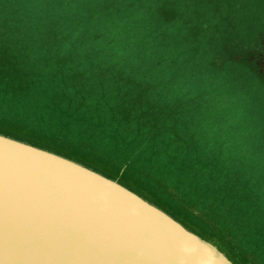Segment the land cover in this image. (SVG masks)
Returning a JSON list of instances; mask_svg holds the SVG:
<instances>
[{
    "label": "trees",
    "instance_id": "obj_1",
    "mask_svg": "<svg viewBox=\"0 0 264 264\" xmlns=\"http://www.w3.org/2000/svg\"><path fill=\"white\" fill-rule=\"evenodd\" d=\"M132 6L123 0H0V133L127 187L119 180L126 174L157 179L198 232L172 216L235 264H244L250 252L264 256V186L255 189L221 169L220 149L199 134L201 127L190 124L188 135L174 119L175 106L190 99L179 90L182 81L173 82L176 62L167 43L156 40L153 24L141 30L127 22L137 16ZM91 159L117 175L88 165Z\"/></svg>",
    "mask_w": 264,
    "mask_h": 264
},
{
    "label": "water",
    "instance_id": "obj_2",
    "mask_svg": "<svg viewBox=\"0 0 264 264\" xmlns=\"http://www.w3.org/2000/svg\"><path fill=\"white\" fill-rule=\"evenodd\" d=\"M0 264H235L142 195L0 133Z\"/></svg>",
    "mask_w": 264,
    "mask_h": 264
},
{
    "label": "rangeland",
    "instance_id": "obj_3",
    "mask_svg": "<svg viewBox=\"0 0 264 264\" xmlns=\"http://www.w3.org/2000/svg\"><path fill=\"white\" fill-rule=\"evenodd\" d=\"M127 1H133L130 10L137 11L127 22L134 20L141 30L153 24L156 40L167 43L168 54L176 62L170 67L173 82L182 81L179 90L190 101L175 106L174 119L184 124L188 135L190 124L201 127L199 134L220 149L221 169L234 171L255 189L264 186V0L123 3ZM73 151H77L74 156H84L80 150ZM93 161L88 165L117 175L113 167ZM249 175L251 179H246ZM153 176L164 175L156 172ZM119 180L197 231L180 215L182 203L164 192L157 179L126 174ZM261 255L250 252L241 259L244 264H264Z\"/></svg>",
    "mask_w": 264,
    "mask_h": 264
}]
</instances>
